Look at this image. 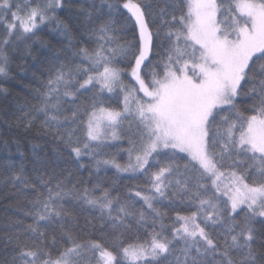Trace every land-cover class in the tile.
Instances as JSON below:
<instances>
[{"label":"snow or ice","instance_id":"obj_1","mask_svg":"<svg viewBox=\"0 0 264 264\" xmlns=\"http://www.w3.org/2000/svg\"><path fill=\"white\" fill-rule=\"evenodd\" d=\"M45 28L67 44L0 125L70 167L8 164L0 264H264V0H0V83Z\"/></svg>","mask_w":264,"mask_h":264},{"label":"trees","instance_id":"obj_2","mask_svg":"<svg viewBox=\"0 0 264 264\" xmlns=\"http://www.w3.org/2000/svg\"><path fill=\"white\" fill-rule=\"evenodd\" d=\"M78 2L79 0H74V3ZM74 11V8L66 10L62 19L65 22H69L72 36L76 40H80L82 28L75 22V16L69 14L70 12L74 13ZM41 39L47 43L48 47L44 48L39 44L33 46V56L35 58L28 61L26 71H20L17 69L16 64H13V78L0 83V87H5L8 90L6 98L4 95H0V120L5 115H11L13 112H16L19 105H25L31 101L33 91L39 80L47 75L46 70L49 66V58L59 53L67 44V40L64 37L58 33L51 32L47 28L42 32ZM110 103L116 106L118 101L113 99ZM4 141L8 142L7 147L4 146ZM124 143L126 145V141ZM33 145H38L36 152L39 154L41 161L49 165L50 168L55 167L56 171L59 172L65 167H70L67 157H58L50 140L36 137L34 133L25 134L23 130L18 131L16 128L8 129L7 125H0V235H3L5 225L9 224L12 220L24 219L26 222H30V218L23 216V210L28 207L27 199L23 195L13 194V190L10 187H5L3 177L8 175L7 166L9 163H15L18 166L22 159L26 172L32 173L33 165L40 163L33 156ZM108 151H115V149L109 148ZM21 152L23 153V157L20 155ZM120 157L122 160L127 159L126 153H120ZM114 174V169L107 170L109 182ZM100 175L104 176L105 173L102 171ZM83 176L87 179L89 176L88 171H84ZM134 183L142 184L143 181H133L122 177L117 187L123 194L126 192V186ZM81 223H83V220H81Z\"/></svg>","mask_w":264,"mask_h":264}]
</instances>
